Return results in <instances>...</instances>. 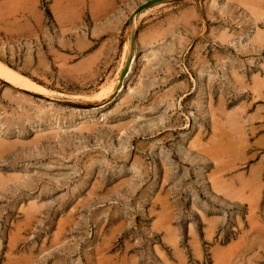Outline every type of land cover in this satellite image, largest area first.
<instances>
[{
	"label": "rangeland",
	"instance_id": "1",
	"mask_svg": "<svg viewBox=\"0 0 264 264\" xmlns=\"http://www.w3.org/2000/svg\"><path fill=\"white\" fill-rule=\"evenodd\" d=\"M148 1L0 0V264H264V0Z\"/></svg>",
	"mask_w": 264,
	"mask_h": 264
},
{
	"label": "bare ground",
	"instance_id": "2",
	"mask_svg": "<svg viewBox=\"0 0 264 264\" xmlns=\"http://www.w3.org/2000/svg\"><path fill=\"white\" fill-rule=\"evenodd\" d=\"M255 11V10H254ZM142 14V13H141ZM129 45H128V47L126 48V50H128L129 51ZM127 51V52H128ZM129 53V52H128ZM128 53H126V56L124 57V62H123V68L122 69H124L127 65H128V67L130 68V63H128V60L129 59H131V55H129V57H128ZM128 58V59H127ZM124 63H125V66H124ZM130 69H128V75H129V73H130ZM0 80L1 81H3V82H5V83H7V84H9V85H11L12 87H14V88H16V89H19V90H22V91H25V92H28V93H33V92H39V93H46V90L45 89H43L41 86H39V85H37L34 81H32V80H30L29 78H27V77H25V76H23V75H21V74H19V73H17L16 71H14L13 69H11V68H9L8 66H6L5 64H3L2 62H0ZM119 84H120V81H119ZM30 91H33V92H30ZM171 94V93H170ZM101 95V94H100ZM159 102V101H158ZM161 103V102H160ZM156 105V104H155ZM159 106V105H158ZM153 110V109H152ZM158 110V107H157V109H156V111ZM159 111V110H158ZM163 118H166V117H163ZM162 118V119H163ZM177 119V118H176ZM178 120V119H177ZM227 120V119H226ZM213 121V120H212ZM164 122V121H163ZM213 122H215V121H213ZM163 125V123H162V121H159V123H154V124H152V125H148L147 126V128L148 129H150V131L151 132H149L147 135H152V134H154V133H156V131L157 132H160L162 129H165V128H167V126H162ZM172 127V126H171ZM82 129H84V128H82ZM89 129V131H90V128H87V130ZM92 129V128H91ZM80 130H81V128H80ZM85 130V129H84ZM82 131V130H81ZM137 131V130H136ZM175 131V129L174 130H170L169 131V137H172V135H173V132ZM119 133H120V131H119ZM144 133H146V132H144ZM128 135V134H127ZM130 135V134H129ZM211 138V137H210ZM200 137H198V139H192V142H190V144L188 145L189 146V152H190V155H191V153H192V150L191 149H194V151H195V148H200ZM128 141V140H127ZM163 143L164 144H167L168 143V140H165V141H163ZM189 143V142H188ZM128 144V143H127ZM202 147V146H201ZM127 147H125V148H123L124 150V152H122L121 151V153H117V154H115L114 153V155H115V159L116 160H126L127 159V157H128V154H129V151H127V150H125ZM0 149H1V144H0ZM208 149V148H207ZM126 151V152H125ZM178 151V150H177ZM153 152V151H152ZM2 153V152H1ZM201 153V152H200ZM203 153V152H202ZM205 153V152H204ZM207 154V153H206ZM188 155V154H187ZM212 156V155H211ZM190 157V156H189ZM188 158V157H187ZM211 158V157H210ZM113 159V158H112ZM186 159H184V161H185ZM114 161V160H113ZM191 161H192V159H191ZM215 161V160H214ZM123 162V161H122ZM144 163V162H143ZM136 165V164H135ZM137 165H138V167L140 168H142L143 169V167L142 166H144V165H142V162L141 161H138L137 162ZM145 169V168H144ZM146 170V169H145ZM166 171V170H165ZM224 172V171H223ZM140 173H141V171H140ZM166 173V172H165ZM143 174V173H142ZM215 176H217V175H215ZM142 177V176H141ZM217 178V177H216ZM1 179V178H0ZM20 180V179H19ZM222 182H223V180H222ZM213 183V182H212ZM217 183V182H216ZM4 186V185H3ZM118 186V185H117ZM219 186V185H218ZM216 187V186H215ZM215 187H214V189H215ZM222 187H223V185H222ZM225 188V187H224ZM224 188H222L223 190H224ZM219 189H221V188H219ZM220 191V190H219ZM216 192V191H215ZM240 194V193H239ZM238 194V195H239ZM231 195V194H230ZM231 197H232V195H231ZM90 198V197H89ZM241 200V199H240ZM242 203V202H241ZM41 211V210H40ZM64 227V226H63ZM156 227V226H155ZM167 232V231H166ZM213 232V231H212ZM57 237V236H56ZM168 239V238H167ZM14 242V241H13ZM113 243V242H112ZM12 244V243H11ZM178 244V243H177ZM13 245V244H12ZM197 251V250H196ZM199 253V252H198ZM123 259V258H122ZM109 261V260H108ZM131 264V263H130Z\"/></svg>",
	"mask_w": 264,
	"mask_h": 264
},
{
	"label": "water",
	"instance_id": "3",
	"mask_svg": "<svg viewBox=\"0 0 264 264\" xmlns=\"http://www.w3.org/2000/svg\"><path fill=\"white\" fill-rule=\"evenodd\" d=\"M161 1H167V0H151V1H148L147 3H145L144 5L140 6L137 10V12L147 8V7H150L151 5L155 4V3H159ZM128 63H130V59L128 60ZM128 65L123 69V71L121 72L120 74V84L122 83V81L124 80V78L126 77L127 75V72H128Z\"/></svg>",
	"mask_w": 264,
	"mask_h": 264
}]
</instances>
